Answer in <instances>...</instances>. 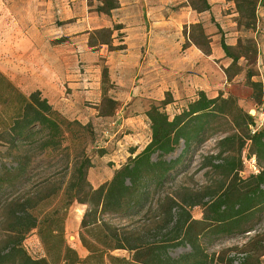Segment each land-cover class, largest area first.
Returning <instances> with one entry per match:
<instances>
[{
	"label": "trees",
	"instance_id": "1",
	"mask_svg": "<svg viewBox=\"0 0 264 264\" xmlns=\"http://www.w3.org/2000/svg\"><path fill=\"white\" fill-rule=\"evenodd\" d=\"M198 1L199 6L188 0L198 12L209 8L207 0ZM226 1L234 4L237 25L253 31L260 0ZM117 7V0H101L95 10L109 15ZM191 28L202 44L195 43L190 35L188 38L203 53L210 54L209 40L201 26ZM101 43L111 48L109 41ZM244 43L238 39L236 55L231 52L233 47L221 39L220 45L231 59L230 65L223 69L228 81L240 72L239 57L248 60L256 54L253 39L245 38ZM102 77L104 81L106 70ZM253 77L255 74L247 71L245 84L252 91L251 98L262 103V83L252 80ZM170 102L165 97L158 104H151L145 113L150 132L148 143L114 169L108 181L92 188L87 180L92 164L85 155L84 142L89 123L69 120L53 109L39 91L23 93L0 71V145L5 149L0 162V264L223 262L219 256L208 255L200 239L251 232L252 221L264 218V127L256 128L253 117L231 94L209 98L198 92L196 98L171 115L165 110ZM215 136L217 153L205 157L201 166L221 177L218 186L206 187L200 198L194 194L167 193L177 176L189 167L194 150ZM102 153L100 149L98 155ZM243 155L255 158L258 172L240 176ZM58 163L69 171L64 186L50 188L43 182L37 199L32 195L21 196L34 171ZM153 201L158 212L164 209L154 221L157 229L168 230L170 234L144 241L135 238L128 225L112 222L140 215ZM74 202L86 206L78 234L87 252L83 259L66 243L64 235L66 211ZM194 206L202 208L201 220L192 219L188 209ZM33 231L44 251L40 258L30 256L22 244ZM180 246L188 251L172 257L169 250ZM115 250H125L130 257L118 258L111 254ZM229 251L233 254L226 264H263L264 231Z\"/></svg>",
	"mask_w": 264,
	"mask_h": 264
},
{
	"label": "crops",
	"instance_id": "2",
	"mask_svg": "<svg viewBox=\"0 0 264 264\" xmlns=\"http://www.w3.org/2000/svg\"><path fill=\"white\" fill-rule=\"evenodd\" d=\"M36 1V9L51 20L43 30L24 25L13 8L0 1V71L23 93L39 91L66 118L86 123L92 114L82 118L77 112L85 103L94 106L101 99L96 77L103 65L115 89L112 99L124 108L94 117L106 122L109 118L112 125L117 122L98 148L103 151L99 161H106L110 171L104 182L148 143L145 113L151 104L168 97L171 102L165 110L171 108L173 114L198 92L209 98L220 93L236 96L233 84L243 77L227 80L223 69L231 59L220 45L222 33L231 36L226 31L232 30L231 18L237 16L232 2L207 0L209 8L198 12L188 0H117L118 7L105 15L95 10L101 0ZM196 24L209 40L208 55L185 35ZM103 29L111 30V48L91 42V36Z\"/></svg>",
	"mask_w": 264,
	"mask_h": 264
},
{
	"label": "rangeland",
	"instance_id": "3",
	"mask_svg": "<svg viewBox=\"0 0 264 264\" xmlns=\"http://www.w3.org/2000/svg\"><path fill=\"white\" fill-rule=\"evenodd\" d=\"M4 5L11 6L13 8V14L16 18L27 26H35L38 30H43L46 24L50 25V19H46V14L40 12L41 10L36 9L37 1L36 0H0ZM97 1V0H96ZM195 5L199 6L200 2L198 0H191ZM0 2V5L2 4ZM92 4V1H89ZM226 14H231L230 9L225 10ZM56 20V17H54ZM227 19H230L227 17ZM232 30L229 32L226 31V34L231 33V36H223L222 39L226 40L227 43L232 42L234 45L231 52L233 54H239L238 49H234L237 45V41L240 38L242 45H244L245 38H251L255 42L256 46V54L251 55L248 60L243 57H239L237 64L240 69L238 75L242 76L238 82L233 84V93L236 95L238 104L248 112L250 116L253 117L255 122L262 121V126L264 127V93L262 96V103H257L251 98V89L246 86L245 75L247 71H251L255 74V77L252 78L254 81H260L262 83V88L264 91V0H260L257 7V22L255 25V29L253 31H245L242 27L237 25V17H232ZM56 22L54 21V25ZM60 23V22H59ZM108 30L103 29V31L99 30L94 35L91 36L92 43L97 42H105L110 41V36L108 35ZM220 31V30H219ZM185 35L192 36V39L197 44H202V40L198 36V33L195 29L191 28L190 30H185ZM220 33V32H219ZM39 35V34H38ZM254 62V63H252ZM103 71L105 68L102 65L101 75L96 77V82L98 81L101 84V99L94 106L85 103L83 108H80L77 112V115H81L83 117H87L90 113L91 118L88 121V127L85 129L84 133V142H85V155L91 161V167L87 171V180L90 183L92 188H96L97 185L101 182H104L108 179L110 175V171L108 168V164L106 161H99L98 149L102 146L103 139L105 136L110 135L112 129L116 127L117 122L112 125L111 120L107 118L105 119H94L101 117H107L111 114H114L116 111H124L120 103H116L112 98L114 97L115 89L113 85L110 83L109 78L106 74V79L103 81ZM12 81V80H11ZM13 82V81H12ZM15 84V83H14ZM249 101V104L246 102ZM114 102V104L112 103ZM117 105H116V104ZM171 108H168L167 113L169 115L172 114L170 111ZM260 115V117H258ZM257 116V117H256ZM69 120H77L70 119ZM98 120V121H97ZM99 120H103L101 123ZM78 121V120H77ZM80 122V121H79ZM82 123V122H80ZM87 123V122H86ZM85 124V123H82ZM218 137H212L208 139L204 144L194 150L192 153V160L189 162V167L182 174L177 176L176 183L171 185L166 190L169 194H178L183 196H188L189 194H194L196 198H200V193L206 188L211 187L214 189L220 183L221 177L213 172L209 168H203L201 165L203 163V159L207 156L215 155L217 153L216 141ZM143 143L142 145L144 144ZM5 153L4 147L0 145V162L1 156ZM178 153V152H177ZM244 156V155H243ZM252 157V156H250ZM187 159V158H186ZM185 159V160H186ZM255 159V158H254ZM8 162V161H6ZM256 162V161H255ZM257 166V164H256ZM258 169V167H256ZM253 171L249 165L244 163L243 158V169L240 172V176L245 177L250 172ZM69 178L68 168L65 167L64 164L58 163L49 168H39L34 171L32 174V179L29 182L28 186L24 188L21 192V196L23 194V198L27 195L34 196V200L39 197L38 189L41 184H46L50 188L62 187L67 183ZM157 203L154 201L147 207L140 215H136L131 219L126 220H116L112 221L114 223L126 224L128 225L129 230L133 234V236L137 239L144 241H152L155 239H159L164 235L170 234V231L162 229L158 230L155 222L157 219V213H160L161 216L163 214L164 209H160L158 212L155 208ZM86 210V206L74 202L66 211V218L64 221V235L66 243L76 250L80 259H83L87 252L81 246L79 241V231H80V221L84 211ZM192 219L201 220L202 219V208L200 206H194L191 209H188ZM155 221V222H154ZM253 230L251 232H246L243 234H234L228 236H205L200 239V242L205 249L208 255H214L215 258L218 256L221 257L223 262H212L207 264H226V260L228 257L232 256L233 252L229 251L231 248L241 246L246 240L252 237L255 233L264 231V218H256L252 221ZM1 236V235H0ZM23 247L26 252L32 256L33 258H40L44 256L43 248L39 242V239L35 233V231L31 232L23 241ZM188 251L187 247L180 246L175 249H170L169 253L172 257H177L180 254H183ZM112 255L118 258L128 259L130 257V253L125 250H115L111 252ZM262 263L264 264V256L261 258Z\"/></svg>",
	"mask_w": 264,
	"mask_h": 264
},
{
	"label": "built area",
	"instance_id": "4",
	"mask_svg": "<svg viewBox=\"0 0 264 264\" xmlns=\"http://www.w3.org/2000/svg\"><path fill=\"white\" fill-rule=\"evenodd\" d=\"M258 117H260V115H258ZM255 124H256V128L257 127H260V126H262V121L259 120V122H255ZM243 158H244V163L247 164V165H249V167L253 170L250 173H256V172H258V169L256 168L257 167L256 166V162H255V159H254L253 156L252 157H246L244 155Z\"/></svg>",
	"mask_w": 264,
	"mask_h": 264
}]
</instances>
